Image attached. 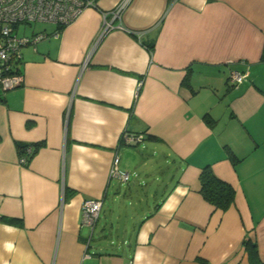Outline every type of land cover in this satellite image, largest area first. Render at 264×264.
Masks as SVG:
<instances>
[{"label": "crops", "instance_id": "crops-1", "mask_svg": "<svg viewBox=\"0 0 264 264\" xmlns=\"http://www.w3.org/2000/svg\"><path fill=\"white\" fill-rule=\"evenodd\" d=\"M96 2L22 32L47 36L0 84V264H252L245 239L264 264V0ZM205 166L235 190L224 211Z\"/></svg>", "mask_w": 264, "mask_h": 264}, {"label": "built area", "instance_id": "built-area-1", "mask_svg": "<svg viewBox=\"0 0 264 264\" xmlns=\"http://www.w3.org/2000/svg\"><path fill=\"white\" fill-rule=\"evenodd\" d=\"M97 0H0V84L4 88H11L21 81L20 61L21 47L26 44H34L45 38L47 34L36 33L26 36L19 33L21 24L34 22L54 23L59 27L74 21L86 8L97 7ZM126 2L121 3L113 11L114 16H119ZM113 25L106 19L99 31L100 38ZM120 26V25H119ZM57 34V31L54 32ZM247 77L243 71L231 70L229 80L234 85H239ZM126 140L139 141L141 136L123 135ZM33 151L32 146L27 145L23 154L19 155V163L26 164L27 156ZM111 177L122 181L128 180V173L118 168L117 155L113 158L110 171ZM102 206L101 199H87L82 203V216L85 224L92 227L99 218Z\"/></svg>", "mask_w": 264, "mask_h": 264}, {"label": "trees", "instance_id": "trees-1", "mask_svg": "<svg viewBox=\"0 0 264 264\" xmlns=\"http://www.w3.org/2000/svg\"><path fill=\"white\" fill-rule=\"evenodd\" d=\"M149 138L155 139V136L150 135ZM38 145V144H37ZM35 148L33 149L32 153L27 156V160L30 156L35 153L37 146L34 145ZM26 147L25 144H17L18 152L23 154V150ZM230 158L234 162L236 159L233 155H230ZM199 181H200V188L199 192L201 193L202 197L212 204L216 209L226 210L228 209L231 204L234 202L235 199V190L233 186L228 183L227 181L219 178L215 175L212 169L209 166H205L202 168L199 174ZM72 191L68 188L65 190V198L71 195ZM245 246H247L249 257L251 259L252 264H256L257 262V250L255 245L252 243V240L245 239L244 242Z\"/></svg>", "mask_w": 264, "mask_h": 264}, {"label": "rangeland", "instance_id": "rangeland-1", "mask_svg": "<svg viewBox=\"0 0 264 264\" xmlns=\"http://www.w3.org/2000/svg\"><path fill=\"white\" fill-rule=\"evenodd\" d=\"M46 26H48L47 24H41V23H30V24H21V25H19V27H18V31H19V33H21V34H23V33H25V32H29V31H31V29H33V28H36V27H46ZM23 32V33H22ZM142 151H144V150H142ZM142 153V152H141ZM144 154L145 153H148V149L147 150H145L144 152H143ZM120 167V169H121V166H119ZM122 170V169H121ZM123 171H125V170H123ZM105 205H107V203L105 204ZM105 208V207H104Z\"/></svg>", "mask_w": 264, "mask_h": 264}]
</instances>
